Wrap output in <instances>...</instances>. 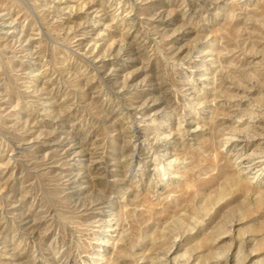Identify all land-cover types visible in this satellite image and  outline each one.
I'll use <instances>...</instances> for the list:
<instances>
[{
	"label": "rangeland",
	"instance_id": "obj_1",
	"mask_svg": "<svg viewBox=\"0 0 264 264\" xmlns=\"http://www.w3.org/2000/svg\"><path fill=\"white\" fill-rule=\"evenodd\" d=\"M0 264H264V0H0Z\"/></svg>",
	"mask_w": 264,
	"mask_h": 264
},
{
	"label": "bare ground",
	"instance_id": "obj_2",
	"mask_svg": "<svg viewBox=\"0 0 264 264\" xmlns=\"http://www.w3.org/2000/svg\"><path fill=\"white\" fill-rule=\"evenodd\" d=\"M111 219V218H110ZM107 242V241H106Z\"/></svg>",
	"mask_w": 264,
	"mask_h": 264
}]
</instances>
